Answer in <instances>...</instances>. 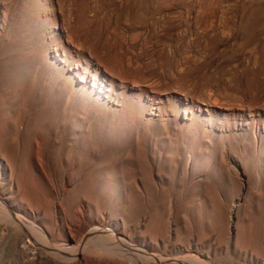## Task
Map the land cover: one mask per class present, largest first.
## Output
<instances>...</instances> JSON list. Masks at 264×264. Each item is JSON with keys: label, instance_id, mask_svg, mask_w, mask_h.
Returning a JSON list of instances; mask_svg holds the SVG:
<instances>
[{"label": "rangeland", "instance_id": "rangeland-1", "mask_svg": "<svg viewBox=\"0 0 264 264\" xmlns=\"http://www.w3.org/2000/svg\"><path fill=\"white\" fill-rule=\"evenodd\" d=\"M114 229L264 264V0H0V264H133Z\"/></svg>", "mask_w": 264, "mask_h": 264}, {"label": "bare ground", "instance_id": "bare-ground-1", "mask_svg": "<svg viewBox=\"0 0 264 264\" xmlns=\"http://www.w3.org/2000/svg\"><path fill=\"white\" fill-rule=\"evenodd\" d=\"M17 218V216H16ZM115 230V229H114ZM118 230V229H117ZM92 233V232H90ZM110 233V232H109ZM114 236H115V239L116 241L115 242H110L109 245H101L100 244V248L101 249H104L105 251L107 252H112L113 254L116 252V251H119V252H122L124 255H127L129 258H130V262H132L133 264H147V263H150V264H195V262H193L194 260L190 259V258H181L178 259V257H165V256H159V254L157 255L156 253H150V255L147 257L146 255L143 256V254H141L139 251L140 249L136 248V247H130L128 245H126L123 241H122V238L119 237L117 234H116V230L115 232L113 233ZM112 234V235H113ZM124 234V233H123ZM98 235V234H97ZM104 235V234H102ZM105 236V235H104ZM103 236V237H104ZM89 237V236H88ZM100 237V236H99ZM102 237V236H101ZM102 237V238H103ZM106 237V236H105ZM126 237V236H125ZM94 238V237H93ZM87 240V239H86ZM91 240V239H90ZM90 240H87V241H90ZM126 240V239H125ZM128 240V239H127ZM98 241V240H97ZM113 241V239H112ZM104 242V241H103ZM107 242V241H106ZM132 242H130L129 244H131ZM85 244V243H83ZM94 244V242H93ZM89 245V244H88ZM92 245V244H91ZM91 245H89V248H91ZM97 245H99V243L97 242ZM86 247V246H85ZM85 247L84 245H81L78 250L75 252L74 255L76 254H81L84 250H85ZM93 247V246H92ZM88 248V246H87ZM94 249V248H93ZM100 249V250H101ZM92 250V249H91ZM143 250V249H142ZM57 251V250H56ZM59 251V250H58ZM144 252V251H143ZM148 252V251H147ZM59 253V252H58ZM111 253V254H112ZM62 254V253H61ZM73 254V253H72ZM121 255V254H120ZM123 256V255H122ZM185 256V255H184ZM125 257V256H124ZM73 258V257H72ZM76 258V256H75ZM77 259V258H76ZM82 259L84 260L85 258L82 257ZM132 259V260H131ZM124 260V259H123ZM125 263L123 262H117V264H127V260L124 261ZM127 262V263H126ZM129 262V263H130ZM91 264H101L99 262H96V261H91Z\"/></svg>", "mask_w": 264, "mask_h": 264}]
</instances>
